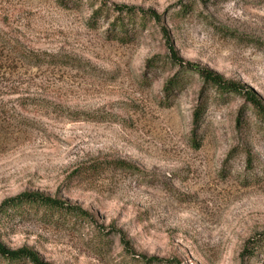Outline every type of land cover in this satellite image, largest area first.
Returning <instances> with one entry per match:
<instances>
[{
  "label": "rangeland",
  "instance_id": "obj_1",
  "mask_svg": "<svg viewBox=\"0 0 264 264\" xmlns=\"http://www.w3.org/2000/svg\"><path fill=\"white\" fill-rule=\"evenodd\" d=\"M114 5L145 23L121 33ZM199 70L264 104V0H0V204L39 192L84 211L9 209L4 248L51 264H264V243L247 249L264 236V122Z\"/></svg>",
  "mask_w": 264,
  "mask_h": 264
},
{
  "label": "trees",
  "instance_id": "obj_2",
  "mask_svg": "<svg viewBox=\"0 0 264 264\" xmlns=\"http://www.w3.org/2000/svg\"><path fill=\"white\" fill-rule=\"evenodd\" d=\"M104 6L106 5H103V7ZM111 9L113 14L115 15V20H114L116 27L115 29L119 28L118 31H120L121 33L125 32L121 30L124 27L125 21H128L130 25L135 26L137 24V17H139V21L140 22L143 21V23H145L148 14L147 11H144L142 9L124 6V5L123 6L114 5L111 7ZM99 11L101 12L100 9ZM187 11L189 10L186 9V12ZM152 16L156 19L159 18L155 14H152ZM186 68L189 69L188 67ZM197 73L200 75L205 85L214 88L217 91V93L220 94L236 93L241 95L242 98L246 101V103L253 108L259 119L262 122H264V104L259 99V97L257 96L254 90L243 89L242 86L226 81L225 79H223L221 75L213 73L209 70H201V71L199 70ZM181 81H182L181 78L175 76L165 83L164 92L166 99H168V96L173 92L174 89H177V87L182 84ZM202 111H203V104L200 103L194 112L195 124H197V122L199 121ZM23 206L33 207L36 210L43 209L44 211L51 213L73 215L76 217H82L84 214V211L81 210L80 208L70 206L57 198H53L39 192H31V193L25 192L13 198L4 200L0 204V216L4 215L5 212H7V210L9 209H16ZM262 243H264V236L249 242L247 246L249 253H253L257 248V246ZM0 259L4 260L7 264H19V263L24 264L25 261L26 263L29 264H51L42 261L37 255L23 248L17 250H7L6 248H4V246L1 243H0Z\"/></svg>",
  "mask_w": 264,
  "mask_h": 264
}]
</instances>
